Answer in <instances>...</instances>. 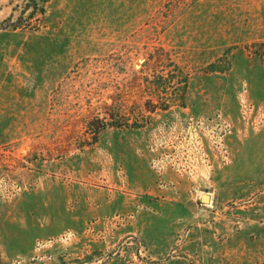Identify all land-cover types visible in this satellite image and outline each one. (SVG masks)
<instances>
[{"label": "rangeland", "instance_id": "rangeland-1", "mask_svg": "<svg viewBox=\"0 0 264 264\" xmlns=\"http://www.w3.org/2000/svg\"><path fill=\"white\" fill-rule=\"evenodd\" d=\"M0 264H264V0H0Z\"/></svg>", "mask_w": 264, "mask_h": 264}, {"label": "water", "instance_id": "water-1", "mask_svg": "<svg viewBox=\"0 0 264 264\" xmlns=\"http://www.w3.org/2000/svg\"><path fill=\"white\" fill-rule=\"evenodd\" d=\"M200 202L203 204H209L210 203V196L209 194H203L200 197Z\"/></svg>", "mask_w": 264, "mask_h": 264}]
</instances>
